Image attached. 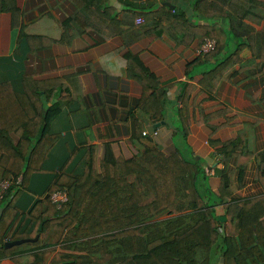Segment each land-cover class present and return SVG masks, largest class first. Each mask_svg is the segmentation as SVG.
Here are the masks:
<instances>
[{
  "label": "trees",
  "instance_id": "1",
  "mask_svg": "<svg viewBox=\"0 0 264 264\" xmlns=\"http://www.w3.org/2000/svg\"><path fill=\"white\" fill-rule=\"evenodd\" d=\"M1 1L0 12H9L12 26L19 28L15 55L24 45L27 50L48 45L37 42L44 37L24 31L19 7L10 0L11 4ZM71 1L77 11L60 24L63 33L89 29L87 13L94 15L103 7L104 13L112 10L108 0ZM182 1L202 23L190 22L183 8L162 5L155 11L132 10L133 16L144 14L146 23L156 25L177 43L215 40L213 50L189 65L203 66L198 82L180 83V118L197 86L212 96L222 80L237 72L248 73L254 67L264 71V0ZM244 49L249 57L241 55ZM125 58L127 74L143 89L139 108L153 123L161 121L165 95L174 84L159 87L138 55L126 52ZM8 77L0 81V182H9L0 194V260L9 258L13 264H264V194L231 198L235 169L242 166V157L247 161L251 156L241 146L248 145L242 138L246 128L219 149L224 168L214 193L203 168L179 151L165 155L153 148L124 159L107 148L97 164L93 145H71L51 128L61 114L57 102L61 80L39 79L19 70ZM180 130L187 134L185 125ZM232 157L235 167L229 169ZM254 178L264 188V150ZM55 191H63L66 201L53 202L50 195ZM219 216H225V221ZM15 240L26 241L5 247Z\"/></svg>",
  "mask_w": 264,
  "mask_h": 264
},
{
  "label": "crops",
  "instance_id": "2",
  "mask_svg": "<svg viewBox=\"0 0 264 264\" xmlns=\"http://www.w3.org/2000/svg\"><path fill=\"white\" fill-rule=\"evenodd\" d=\"M10 1L22 11L24 31L44 37L37 42L48 45L35 50L24 45L15 55L19 28L12 26L9 12H0V81L13 77L17 70L39 79L61 80L57 99L61 114L51 128L64 135L65 141L93 145L97 164L107 148L124 159L153 148L165 155L179 151L186 159L198 162L216 193L224 168L219 149L246 128L242 138L248 145L241 146L251 156L247 161L242 157V166L235 169L231 198L243 200L264 194L263 186L254 178L264 150V71L254 67L248 73L237 72L222 80L212 96L197 86L180 118V83L196 84L203 70L201 65L189 67L197 59L198 42L194 38L187 44L177 43L156 25L146 23L144 14L132 15L137 8L149 12L170 3L174 9L183 8L190 22L202 23L185 2L108 0L112 10L104 13L103 7V15L100 11L87 13L91 27L74 34L71 30L63 33L60 26L77 11L71 0ZM137 17L143 22L137 24ZM84 25L87 23L76 28ZM126 52L139 56L156 76L159 87L174 84L165 95V116L157 123L139 108L143 89L126 72ZM241 55L249 57L250 52L244 49ZM183 125L188 130L185 136L180 130ZM235 162L232 157L228 168L233 169ZM216 211L221 212V208ZM0 264L13 262L2 258Z\"/></svg>",
  "mask_w": 264,
  "mask_h": 264
},
{
  "label": "built area",
  "instance_id": "3",
  "mask_svg": "<svg viewBox=\"0 0 264 264\" xmlns=\"http://www.w3.org/2000/svg\"><path fill=\"white\" fill-rule=\"evenodd\" d=\"M143 22V18L142 17H137L136 18V23L140 24ZM215 40L214 39H204L200 44H198L197 48H196V54L197 55H203L205 53H208L209 51L213 50L215 47ZM9 186V182L6 180H3L2 182H0V194H3L6 189ZM50 198L53 202L60 204L62 202L66 201V194L63 191H55L53 193H51Z\"/></svg>",
  "mask_w": 264,
  "mask_h": 264
},
{
  "label": "water",
  "instance_id": "4",
  "mask_svg": "<svg viewBox=\"0 0 264 264\" xmlns=\"http://www.w3.org/2000/svg\"><path fill=\"white\" fill-rule=\"evenodd\" d=\"M165 5L169 8H173L174 6L171 5L170 3H165ZM220 221L224 222L225 221V216H219L218 217ZM42 224H43V221L40 223L38 229L41 230L42 228ZM36 240V238L34 239ZM26 240H15V241H10V242H6L5 243V247L9 248V247H12V246H15V245H19L21 244L22 242H24Z\"/></svg>",
  "mask_w": 264,
  "mask_h": 264
}]
</instances>
